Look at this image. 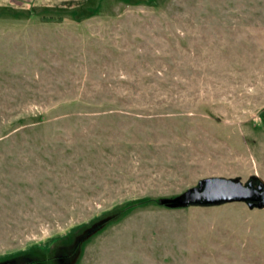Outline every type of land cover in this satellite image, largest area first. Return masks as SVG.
Segmentation results:
<instances>
[{
    "label": "rangeland",
    "instance_id": "1",
    "mask_svg": "<svg viewBox=\"0 0 264 264\" xmlns=\"http://www.w3.org/2000/svg\"><path fill=\"white\" fill-rule=\"evenodd\" d=\"M210 178L264 185V0H0V264H264Z\"/></svg>",
    "mask_w": 264,
    "mask_h": 264
},
{
    "label": "water",
    "instance_id": "2",
    "mask_svg": "<svg viewBox=\"0 0 264 264\" xmlns=\"http://www.w3.org/2000/svg\"><path fill=\"white\" fill-rule=\"evenodd\" d=\"M255 195L247 184L239 179L210 178L200 181L197 187L186 192L175 200L164 201L170 207H184L189 205L214 206L230 202H245L250 209L254 205L250 202ZM264 207V200L258 208Z\"/></svg>",
    "mask_w": 264,
    "mask_h": 264
},
{
    "label": "flooded vegetation",
    "instance_id": "3",
    "mask_svg": "<svg viewBox=\"0 0 264 264\" xmlns=\"http://www.w3.org/2000/svg\"><path fill=\"white\" fill-rule=\"evenodd\" d=\"M246 184L255 191V195L250 202L254 205V208H258V205L264 200V185L255 179L248 181Z\"/></svg>",
    "mask_w": 264,
    "mask_h": 264
},
{
    "label": "trees",
    "instance_id": "4",
    "mask_svg": "<svg viewBox=\"0 0 264 264\" xmlns=\"http://www.w3.org/2000/svg\"><path fill=\"white\" fill-rule=\"evenodd\" d=\"M149 201H150V199H143V200L140 201V203L147 204ZM189 206H197V205H189ZM59 260H60V262H62L64 259H63L62 256H60Z\"/></svg>",
    "mask_w": 264,
    "mask_h": 264
}]
</instances>
